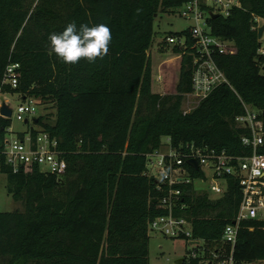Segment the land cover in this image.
Instances as JSON below:
<instances>
[{
  "label": "trees",
  "instance_id": "16d2710c",
  "mask_svg": "<svg viewBox=\"0 0 264 264\" xmlns=\"http://www.w3.org/2000/svg\"><path fill=\"white\" fill-rule=\"evenodd\" d=\"M184 1L0 0V92L54 106V115H39L36 123L58 140L67 162L61 177L37 167L14 171L1 155L11 118L0 116V173L13 199L24 203L23 210L0 211V264H150L149 223L168 211L159 205L164 192L145 172L147 155L163 138L173 146L194 142L216 153L251 154L241 142L247 131L234 119L246 103L264 120V53L254 19L264 20V0H240L228 16L210 20L212 34L235 47L214 56L230 85L218 86L187 113L181 107L192 91L193 56L173 47L182 54L180 79L174 94L161 95L152 90L149 54L155 15L174 12ZM73 21L106 24L108 54L65 64L51 53L49 33ZM10 63L20 64L16 88L3 83ZM175 187L184 207L173 215L191 223V237L178 238L206 243L204 256L190 257L189 264H215L229 255L235 264L264 261V220H242L233 249L222 241L241 201L232 180L218 199L192 184Z\"/></svg>",
  "mask_w": 264,
  "mask_h": 264
},
{
  "label": "built area",
  "instance_id": "2783aa9c",
  "mask_svg": "<svg viewBox=\"0 0 264 264\" xmlns=\"http://www.w3.org/2000/svg\"><path fill=\"white\" fill-rule=\"evenodd\" d=\"M234 7H241L240 0H185L178 8L179 14L190 20L192 25L186 29V33L169 34L165 37L167 43L182 49L181 53L193 56L192 91L184 95L193 98L197 105L218 86L230 85L224 72L215 63L214 56L216 53H233L235 47L231 40L212 34L210 20L213 14H218V17L228 16ZM254 19L259 27V22L263 19L259 17ZM259 51L264 53L262 43ZM19 68V63L8 64L3 83L16 88L19 83ZM22 98L24 101L19 102L16 108H11L12 116L26 123L35 122L36 117L39 116L36 115V98L28 96ZM243 108L244 112L235 117L234 123L247 131L242 136L241 142L251 148L249 155L216 153L206 145L199 146L194 142L173 146L169 139L147 155L145 172L156 179L157 188L164 192L159 205L168 211L166 215L158 216L149 223L150 230H157L174 238L182 235L191 237L190 221L185 217L173 215V210L184 207L181 202L182 190L175 187L181 184H192L196 192L206 193L212 199L221 198L227 193L229 180L239 187L241 201L236 219L226 225L222 235V241L229 244L232 249L242 220L249 218L264 220V154L259 153L260 147L264 144L263 112L246 103H243ZM187 112L189 111L184 113ZM10 128L11 126L9 132ZM32 129L36 131L35 134ZM163 146L168 147V150L163 152ZM1 155L14 171L19 168L37 167L42 173L61 177L67 167L66 159L58 148V140L40 127H30L17 138L8 139L6 136ZM190 159L196 160V167L188 164ZM191 170L201 171L203 175L194 178ZM196 181H200L203 185L196 187ZM161 183L166 185L167 189L162 188ZM190 240L191 243L196 244V248L200 246L199 240ZM196 255L197 253L193 252L192 256ZM213 256L217 258L216 254ZM215 264L235 263L232 255H229L227 258L217 260Z\"/></svg>",
  "mask_w": 264,
  "mask_h": 264
},
{
  "label": "rangeland",
  "instance_id": "374dc122",
  "mask_svg": "<svg viewBox=\"0 0 264 264\" xmlns=\"http://www.w3.org/2000/svg\"><path fill=\"white\" fill-rule=\"evenodd\" d=\"M179 7L175 8L174 12H160L154 19V36L152 45L149 49V54L152 60V90L161 95L174 94L176 92L181 71V56L180 53L173 51V44H163V39L170 33H180L192 25L190 20L180 16ZM260 26L264 25V20H260ZM264 48V33L263 39H260ZM182 55V54H181ZM36 115H43L50 113L54 115L55 108L50 102H43L36 99ZM6 101L11 108H16L19 102L24 99L19 94L2 93L0 92V105ZM199 105V104H198ZM197 103L193 98L186 95L182 100V111H192L196 108ZM49 120L53 121V117ZM30 127L39 128L33 121L25 122L19 121L15 116L11 117L10 132L7 133V138H17L22 136ZM163 142H167L163 138ZM168 147L163 146L162 151H167ZM8 178L6 174L0 173V211H14L16 209L23 210V201H15L7 190ZM203 183L195 182L196 187H201ZM188 228V227H187ZM149 262L150 264H189V259L193 252L198 256L203 257L205 254L206 243L200 240V246L195 247L196 244L191 243V240L186 238H174L157 230H149ZM182 260L181 263H177ZM248 264H264V261H257Z\"/></svg>",
  "mask_w": 264,
  "mask_h": 264
},
{
  "label": "clouds",
  "instance_id": "9594fccd",
  "mask_svg": "<svg viewBox=\"0 0 264 264\" xmlns=\"http://www.w3.org/2000/svg\"><path fill=\"white\" fill-rule=\"evenodd\" d=\"M112 35L103 23H80L73 21L59 32L47 37L48 48L65 64H77L82 59L95 62L108 54Z\"/></svg>",
  "mask_w": 264,
  "mask_h": 264
},
{
  "label": "water",
  "instance_id": "95a60500",
  "mask_svg": "<svg viewBox=\"0 0 264 264\" xmlns=\"http://www.w3.org/2000/svg\"><path fill=\"white\" fill-rule=\"evenodd\" d=\"M217 17H218V14L212 15V19H215ZM263 33H264V25H261L258 27V30H257V35H258L259 40L261 39ZM0 116L5 117V118H11V116H12V109L6 101H3L0 105ZM35 122H37V119H35ZM188 164H190L194 167L197 166V162L195 159H190L188 161ZM196 242H198V241H196ZM181 262H182V260L177 261V263H181ZM209 264H211V263H209Z\"/></svg>",
  "mask_w": 264,
  "mask_h": 264
}]
</instances>
